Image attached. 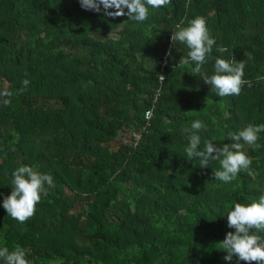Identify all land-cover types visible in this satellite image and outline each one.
Segmentation results:
<instances>
[{"label": "trees", "instance_id": "obj_1", "mask_svg": "<svg viewBox=\"0 0 264 264\" xmlns=\"http://www.w3.org/2000/svg\"><path fill=\"white\" fill-rule=\"evenodd\" d=\"M196 17L216 41L200 75L194 62L179 66L189 49L171 41L181 20ZM217 58L245 61L251 87L219 97L200 77L214 74ZM5 88L13 96L0 103V249L19 246L30 264H247L226 261L220 243L235 232L234 205L264 195V132L259 147L240 141L252 164L225 184L214 178L218 161L188 160L183 130L202 121L203 149L264 125V0H171L149 7L144 22L79 0H0ZM22 165L55 185L23 224L3 208Z\"/></svg>", "mask_w": 264, "mask_h": 264}, {"label": "clouds", "instance_id": "obj_2", "mask_svg": "<svg viewBox=\"0 0 264 264\" xmlns=\"http://www.w3.org/2000/svg\"><path fill=\"white\" fill-rule=\"evenodd\" d=\"M79 2L85 10L100 13L102 6L107 17L127 16L136 22H144L148 19L149 7L160 9L171 4V0H79ZM109 9L115 11H108ZM125 9L128 11L125 12ZM183 24L184 20H181L171 36V41L175 45L179 42L189 49L187 56H183L179 61V66L194 62L195 67L192 71L200 75L216 41L211 37L204 17H196L189 21L187 27H183ZM217 51L223 53L226 49L221 47ZM244 76L245 61L217 58L214 74L211 76L203 74L200 77L211 86V90L216 91L219 97H226L239 96L245 85L251 87V82L245 80ZM29 83L25 79L20 91H24ZM12 96L13 93L5 88L0 91V98H3L0 103L9 106ZM206 130L207 126L200 120L193 121L190 128L183 130L185 133H190L189 144L185 149L186 156L188 160L198 159L200 166L204 168H207L211 161H218L221 170H215L214 178L229 184L237 178L241 169L247 170L252 164L251 158L242 151L244 145L240 141L259 147L257 141L259 134L264 132V125H248L238 134L230 133L229 138L236 141L230 145L217 146L209 141L201 149V137L198 133ZM12 175L11 195L4 199L3 208L9 216L23 224L35 215L37 204L41 202L42 197L49 195L50 188L55 185L51 175L40 173L31 166L22 165ZM227 221L228 227L235 229V232H228L226 239L220 243L227 252L224 259L230 262L235 256L247 264H264V239L252 233L253 229L264 232V195L248 205L236 203L234 209L229 211ZM26 256V250L19 246L13 251L7 248L0 249V261L3 264H30Z\"/></svg>", "mask_w": 264, "mask_h": 264}, {"label": "rangeland", "instance_id": "obj_3", "mask_svg": "<svg viewBox=\"0 0 264 264\" xmlns=\"http://www.w3.org/2000/svg\"><path fill=\"white\" fill-rule=\"evenodd\" d=\"M24 105H25V106H28V105H30V103H27V102H26V103H24ZM124 138H125V139H124L125 141L128 140V137H127V136H125Z\"/></svg>", "mask_w": 264, "mask_h": 264}, {"label": "built area", "instance_id": "obj_4", "mask_svg": "<svg viewBox=\"0 0 264 264\" xmlns=\"http://www.w3.org/2000/svg\"><path fill=\"white\" fill-rule=\"evenodd\" d=\"M161 80V78H160ZM146 118H149L150 117V112H147L146 115H145Z\"/></svg>", "mask_w": 264, "mask_h": 264}]
</instances>
